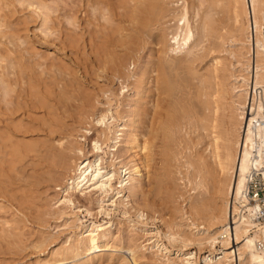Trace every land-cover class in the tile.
<instances>
[{
	"label": "bare ground",
	"instance_id": "1",
	"mask_svg": "<svg viewBox=\"0 0 264 264\" xmlns=\"http://www.w3.org/2000/svg\"><path fill=\"white\" fill-rule=\"evenodd\" d=\"M170 1L118 0L117 5L115 4L116 6H111L112 13H114V10L115 14L119 16L121 23L118 22V24L120 23V27L107 33L105 41H102L100 53L97 52V57L101 63L109 65L116 75H120L121 60L124 55L127 56L126 54H129L134 57L131 58L133 59L132 65L135 70L129 71L128 74H124L121 77L128 83L126 87L131 92L125 99L128 107H124L125 109L121 112L122 109L119 110L121 105H119L114 111L113 105L109 101L106 105L107 107L103 105L105 109L101 110L99 108L98 113H95L94 125L80 127L76 131L71 129L68 123V120L73 119L75 115L83 113V110L90 102L85 94H82L78 89L79 87L76 88L74 84L67 85L68 83H62L61 88H58L60 84L57 88L47 92V87L45 86L44 89L48 95L46 93L44 95L35 81L37 80L36 74V79H34V74L32 73L33 77L30 74L33 71L26 72L31 70L27 66V70L19 67L15 58L19 71H15L16 74L13 81L18 83L19 86L16 85V87L18 86L16 93H14L15 90H11V92L13 91L15 94L16 99L12 97L16 100L17 106L15 109H11V112L8 109L10 112L9 117L12 118L15 112L19 114L24 110L23 105L27 103L23 99L20 102L24 104H20L19 98H28L26 95L28 87L35 96L31 94V98L34 97L32 101L36 102V100H39L37 101L40 104L39 106L43 105V109L46 111L45 118L36 120L35 117L33 120L31 116L29 117L31 121L35 122L32 123L33 125L30 122L32 126L28 125L27 112L20 113L19 115L22 117L13 124H11L12 121L10 120H8V124H5L7 127L5 130L7 132L6 139L9 141L6 140V142L10 143L9 145L14 143L16 145V148L14 146L15 152L12 153L15 154L16 159L20 163H23L21 164L22 166L24 164L28 166H26L28 170L22 167L24 172L22 173V178V174L17 176L20 177L19 183L20 185L24 183L28 186L29 184H41L43 181L48 182L45 180L54 182L57 176L62 175L65 180L63 192L65 195L58 203L75 208L73 197L76 193H88L90 196L95 193L94 195H97L95 198L98 209L97 214L104 213L109 216L112 210L117 206L119 207L120 204L125 208H129L132 206L129 203L130 198L137 194H143L145 197L144 207L149 213L148 209H156V199H152V196L154 197L153 192L156 188L161 187L165 181H162V177L158 178L161 176L160 173V176L157 175L154 178V182L152 181V185L156 186V188L149 189V184L147 188L144 179L151 178L152 174L146 173L145 169H148L146 167L149 166V162L154 161L155 155L160 154L166 157L170 156V152H176L174 149L172 150L171 145L174 144V137L177 135L178 129L181 128V122L177 123V119L180 116L177 118L171 113L170 104L171 102L176 103L177 99L174 100L176 98L174 92L178 82L181 80L179 79L176 82L179 77L176 78L175 73L179 76V71L181 70L180 72L182 73L184 69L185 72H188L187 75H192L191 78L193 80V76L199 80V85L195 90L197 98L210 96L212 99L211 102L205 100L204 104L202 103L204 101L201 100L203 112H200L197 117L199 121L198 127L200 124V130H204L207 133L208 142L206 143V148L200 149L198 152H193L191 151L193 147L190 148L191 153L187 156H183V153L178 149L179 153H176L174 158L181 167H187V172L189 169L196 172L191 180L194 183V189L204 191L209 185H212L213 192L210 197L205 195V197L200 198V195L204 196L201 192L199 197L197 196L199 199L191 201L196 219L187 218V220L189 219L187 226L191 230H196L199 235L202 233V236L188 235L186 232L181 234L180 232L179 234L166 232L164 238L171 244H177L178 254L182 257H187L182 259L185 264H193L196 261V256H192V252L185 253L182 250L187 244L191 243H196L198 248L204 243L210 245V254L203 258L202 264H211L215 258H218L216 262H219V264H264V247L258 249L255 245L256 239L264 240V220H253L248 215L252 209L249 205L246 207L249 210L247 213L241 212L240 207L241 202L246 198L244 195L246 174L252 162L251 154L255 146V139L257 135L261 139L264 134V126L258 121L259 118L264 119V42L261 35V26L264 23V0H226L230 21L232 22L231 29L229 27L230 30L227 32L228 34L231 32L238 33L240 38H232L231 42L238 43L241 46V48L229 53L230 56L236 59L239 74L232 76L233 82L226 88L228 94H230L229 102L226 103L227 108L224 103L226 89L223 83L225 79L223 80L221 75L223 70L221 61L213 63V67L207 76L200 74L198 70L195 71L194 68V62L198 60L199 56L202 57L199 49H204L202 44H200L205 41L204 37L212 40L223 38L221 31L225 27L220 28L216 20L206 13V15L199 16L200 12H198L199 15H197V11L194 15H197L199 19L194 24L193 18L191 20L193 13L190 17V8L184 5L185 0L184 3L182 1L184 7L181 11L175 10L177 12L172 11V13L170 10H173L171 8L173 5L170 4V9ZM97 2L101 4V1ZM92 3L90 6L94 4ZM100 4L95 6L98 7ZM198 10L200 9L198 8ZM171 20L176 22L175 31L173 33V30L171 31L172 37L166 33L167 28L164 27L165 25L168 26ZM196 37L198 38L197 40L195 39ZM147 42L149 44L151 42V45L154 43L160 47L157 48V60L155 62L154 60H149L142 64L140 51L146 46ZM21 63L19 62L20 66H22ZM11 64H14V61ZM2 77L4 80L6 78L8 85L5 88H9L11 85H9L10 83L8 84L9 81L7 82L8 78L5 75H1ZM21 81L27 85H23L24 83H21ZM182 81L184 83L185 79L183 78ZM3 82L5 83V81ZM58 82L61 83L59 80L56 85L59 84ZM187 82L186 85H188ZM180 83L181 81L178 86H181L182 83ZM191 83L193 84L194 82L191 81ZM182 85L186 87L185 83ZM179 88L181 91V87ZM177 92L179 93V90ZM210 92L211 94H208ZM122 94H124V91ZM190 94L187 95L190 96ZM108 98L110 100V96ZM120 103L118 101V104ZM224 108L229 111L228 115L221 114ZM207 111L209 112L208 114L206 113ZM25 116L26 119L28 118L25 121L27 123L23 120ZM9 117L6 115L7 119ZM93 132L97 137L89 145L86 140ZM33 134H41V136L35 137L32 136ZM131 153L134 155L131 156L133 160L126 162V157ZM90 156H92L93 160H91ZM24 158L26 159L25 161ZM3 159L0 157L1 161ZM260 163V159H257L256 165ZM164 164L167 167L166 162ZM2 166H0V206L8 205V207H12L11 209L15 213H13L12 223L7 221L2 224L0 247L3 244L10 247L20 246L19 238L22 239L20 237L22 230L20 225L23 226L26 222L31 221L33 215L25 207L27 204L23 203L25 189L24 193L18 190L20 197H18V193L16 195L13 194L8 181L10 175H7L6 178ZM158 171L160 170L158 169ZM15 172L17 173V171ZM116 183L118 185H115ZM16 187L19 188V186ZM15 192L17 191L15 190ZM124 192L127 195H124ZM19 198L21 200H18ZM78 209L79 211L73 212V215H67L68 218L65 225L72 220V223L68 225L73 227L70 230L66 245L50 252L49 258L44 263L38 261V264H131V261L133 264L138 263V260H140L138 257L139 253L143 249L142 246L135 244L128 246L127 252L132 255L130 261L124 253H121L122 250L116 246L118 242L122 243L124 239L114 237L111 229L112 224L110 226H107L108 223L97 225L93 222L89 226L85 225L79 219L81 209ZM57 210L59 211L60 209ZM84 212L89 216L94 215L89 208H86ZM141 216H144V214L141 213ZM199 220L203 222L200 221V223ZM42 236L43 238L39 244L36 241V248L43 247L42 245L46 244L47 240L51 238V236ZM150 238L155 239L150 245L157 248V251L167 248L159 232L152 234ZM214 249H219L217 251L218 255L213 253Z\"/></svg>",
	"mask_w": 264,
	"mask_h": 264
},
{
	"label": "rangeland",
	"instance_id": "2",
	"mask_svg": "<svg viewBox=\"0 0 264 264\" xmlns=\"http://www.w3.org/2000/svg\"><path fill=\"white\" fill-rule=\"evenodd\" d=\"M89 1L0 0V136L2 137H0V140L2 139L0 141V154H2L0 155V157L3 159V156L5 155L3 159L5 163L0 160V166H2L3 164L2 168L4 169L3 171L6 174V178L7 175H10L8 181L9 185L11 186L10 190L11 192L13 191V194L16 195L19 191H23L21 193H24L25 189L23 203L28 205H25V207L28 208L27 210L33 215L31 221L26 222L23 226L20 225L22 228L20 232V237L22 239L19 238L20 246H11V248L10 246H6V244H3L2 247H0V264H38V261H42V263H44L45 260L49 258L50 252L62 248L66 245V241L71 232L70 230L73 227L72 225H68L72 223V220H70L68 224L65 225V222L68 218L67 215H73V212L79 211L78 208L81 209L79 213V219L83 221L85 225L89 226L93 222L97 225L108 223L107 226H110L112 224L111 229L114 237L121 238L122 240L124 239L122 243L118 242L116 246L119 247L118 249L122 250L121 253H124V255L128 257L130 261L132 259V255L127 252V249L130 244H135L140 247L142 246L143 248V252L141 251L139 253L138 257L140 258V260H138L137 264H185L184 262H182V259H185L187 257H182L180 256V254H178L177 244L174 245L169 243V241L164 238L165 233L169 232L172 234H179L180 232L181 234L186 232L188 235H194L197 237L202 236V233L199 235L196 230L192 229L194 230L192 231L187 226V221L190 218L196 219L194 210L191 205V201L197 199L201 192L204 194V196L200 195V198L205 197V195H207L206 197H210L212 196L211 193L213 191L212 185H209L208 188L204 191H202L201 189V191H199V189H194V183L191 180L195 176L196 172L190 169L187 172V167H181V165H179L174 158V155L176 153H179V150L181 153H183V156H187L189 153H191V151L198 152L200 151V149L203 150V148H206V143L208 142L207 133L204 130H200V124L198 127L199 121L197 120V117L200 112H203V107H201V100L204 101L202 102L204 104L207 100L211 102L212 99L210 98V96L207 98H197L195 90L199 85V80L195 76H193V80L191 78L192 75H187L188 72H185L184 69L182 70V73L180 72L181 70L179 71V76H177L176 73L175 75L176 78L179 77L176 82L181 79V83H185L186 87H184L181 83V86H178L180 81L178 82L176 90H179V93L181 95L175 90L174 94L176 98L174 100L177 99L176 103L171 102L170 104L171 113L174 114L177 118L178 116H180L178 119L176 118L177 123L179 124L181 122V128L178 129L176 133L177 135H175L174 137V144L171 145L172 150L174 149L176 152H170V156L168 155L166 157L160 154L155 155L154 161L149 162V166L146 167L148 169H145L146 173L152 174L150 176L152 179H144L147 188L148 184L150 187L149 189H152L153 187L156 188V186H153L152 183L154 182V178L157 177V175H161L158 178L162 177V181H165L164 183H162L161 187L156 188V190H154L153 192L154 197L152 196V199H156V209H148L150 211L149 213L144 207L145 197L143 196V194H137L136 196H132L133 198L131 197L129 200L130 205H132L131 207L125 208L122 204H120L119 207L117 206L115 209L112 210L109 216L105 215L104 213L97 214L98 209L95 203V198L97 195H94L95 193H92V196H90V194L88 195V193H76V195L73 197L75 208L71 207L70 205H60L58 203V201L63 199V195H65L63 194L65 180L63 179L62 175L57 176L54 179V182H52V180H50V182L49 180H45L48 182L43 181L41 184H29L28 186L24 183L22 185H20L19 183L20 177L17 176H20V174L24 173L23 168H26L28 170V166L26 164H24L25 167L24 165L22 166L21 164L23 163H20L16 159L17 157L15 156V154L12 153L15 152L14 146L16 148V145H14L15 143L12 145H9L10 143L8 144L9 141L6 139L7 132H5L7 127L5 124L9 123L8 120L12 121L11 124L18 121L22 117H20L19 115L22 112H27L28 118L31 116V119L33 120L35 119V117L36 120L42 119L43 117L45 118L46 115V111L45 109H43V105L39 106L40 104L37 102L39 100H36L37 103L32 101L35 96L32 94L33 91L31 92L28 87L26 94L28 100L25 97L19 98L20 104L23 103L20 102V100L22 101L23 99H25L26 103L28 104V106L27 104H22L24 106V108L23 106L22 108L26 110H22L19 114L15 112V115L13 114L12 118L9 117V113L13 110V108L15 109V107L17 106L16 100H14L16 99L14 93H16V88L19 86V84L14 82L13 80L14 75L16 74L15 71H17L19 67H23L24 70H27V68L31 69L29 71L27 70L26 72L33 71L30 74L31 76L34 74V77L32 76L34 79H36V74L37 80L40 81H35L38 83L44 95L45 93L47 94L48 90L50 91L53 88H57L60 84L61 85L58 88H61L64 83H68L67 85L74 84L76 88L79 87L78 89L81 91L82 94H85V96L87 97V99H89L90 102L88 103L87 107L83 110V113H81L80 115H75L73 119L68 120V123L71 126L70 128L73 130L77 131L80 129V127H86L88 125L90 126L91 124L94 125V119L96 115L95 113H98L100 109H105L104 106L107 107L106 105L109 101L112 103L114 111L119 105H121L119 108V110L122 109L121 112L126 107H128V104L126 103L127 100L125 99H127L131 92L130 89L126 87L128 83L125 81V79L121 77L124 76V74H128L129 71L135 70L133 69L134 66L132 65V58L134 57L129 54H126L127 56L124 55L122 59L123 61L121 60L122 66H120V75H116L109 65L101 63L97 57V52L100 53L101 46L106 39L105 36L107 35V33H110L111 30H117L116 28L120 27L121 22L119 21V16L115 14L114 10V13H112L111 10V6H116L118 0H97L101 1V4L103 3L102 5L100 4V2L91 0L94 3L93 4L90 1L93 4V7L90 6L91 3ZM171 1L169 2V8L170 4L173 5L171 7L173 10H170L171 8L169 9L171 13L172 11L177 12L175 10H178L179 12L184 7V5H187V7L190 8V17L192 13L194 15L196 11L197 15H199L198 12H200L199 16L204 15L206 13L207 15L212 16L216 20V23L220 28H226V30L225 28H223L221 31V34L224 36L223 38H217L216 40H212L211 38H209L211 41L210 42L208 38L206 39L204 37L205 41L200 43L202 44L204 49H199V53L202 57L199 56L197 61V58L195 59L196 62H194V68L195 71L198 70L200 74L207 76L208 72L211 71L213 67V63L215 61H221V68L223 69L221 75L223 77V80L225 79L223 83L225 84V89L228 88L233 82L232 76L239 74L236 59L230 56L229 53L241 48V46L238 45V43L231 42L232 38L239 39V34L232 32L228 34L227 32L231 29L232 25V22L230 21L229 17L230 15L228 12L227 1L185 0V3L184 0ZM182 1L184 5L182 4ZM97 3L101 6H95L98 5ZM198 8L200 10H198ZM193 15L191 17V20L193 18L195 24L199 17L197 15ZM172 21L173 20H171V23L168 24V26L171 24L170 26L172 28L170 26L168 27L167 25L164 26L167 28L166 33L170 34V36L175 31L174 26H176V22ZM118 22L120 23L118 24ZM171 37L169 38L171 39ZM195 39L197 40L198 38L196 37ZM159 47L160 46H157L154 43H152L151 45V42L150 44L149 42H147L146 46L143 47V49L140 51V61L142 62V64L149 60H154L155 62L157 60L156 51ZM15 58L17 59V64L19 67H17V64L15 63ZM13 61L14 64H11L13 63ZM19 62H22V66L19 65ZM1 75H5L8 78L7 82L9 81L8 84L10 83L9 85H11V88H5L6 86L8 87L6 83V78L4 77V80L3 77L1 78ZM182 76L185 79L184 83L182 81L183 78H181ZM64 79L65 81H63ZM10 80L11 82H13L11 83ZM55 80H60L61 83L58 82L59 84L57 83L58 85H56L57 81L55 82ZM190 80L194 83L192 84ZM3 81H5L6 84ZM22 81L21 83H24ZM186 82L188 83V85H186ZM190 83L193 85L194 88ZM25 84L26 83H24L23 85ZM16 85L18 86L16 87ZM52 85L53 87L51 88ZM45 86L47 87V92H45ZM179 87H181V91ZM11 90H15L14 93L13 91L11 92ZM123 91L124 94H122ZM7 93L10 94L8 95ZM186 93L191 94L190 96H188ZM31 94L34 96H32L33 98H31ZM208 94H211V92ZM226 94L224 103L225 107L227 108L226 103H228L230 99V94H228L227 89ZM193 95H195V98L193 97ZM12 96L14 97V99ZM109 96L110 100L109 98L107 99V97ZM179 97L182 98L180 99ZM187 97H189L188 100ZM115 98L119 99L115 100ZM182 99L184 102L182 101ZM118 101L119 103H121L118 104ZM13 102L15 103L13 104ZM8 109L9 111L11 109L12 110L9 112ZM183 110L185 113L183 112ZM224 110H222L221 114L228 115L229 111L225 108ZM192 113L194 114V116ZM206 113L208 114L209 112L207 111ZM6 115L7 117H9V119L6 118ZM28 118L26 119V116L23 117L24 122L27 121ZM31 119L29 118V120L27 121L29 126H32V123H35L33 120L31 121ZM30 122L32 125L30 124ZM182 127L183 131L181 132ZM32 136L40 137L41 134H33ZM96 137L97 135L93 132L89 135V140L87 139L86 142L91 145V141L94 140ZM6 140L8 142H6ZM6 144L7 146H5ZM187 148L189 151L187 150ZM190 148H192L191 151ZM132 154L133 153L129 154L126 157V162L133 160L131 156L134 155ZM13 157L15 158V160ZM91 157L92 156H90V158ZM26 159L24 158V161ZM91 160H93V158H91ZM165 162L167 164V167L164 164ZM158 169L160 171H158ZM14 170L17 171V173ZM19 171L21 172L19 173V175H17ZM12 172L13 174H11ZM22 176L23 174L21 175V178ZM15 185L19 186V188H17ZM115 185L118 184L116 183ZM15 190L17 192H15ZM123 194L127 195L126 192H124ZM18 195V197L21 196L20 193H18ZM17 198H15V200H17ZM18 200L21 199L19 198ZM106 200H108V198H106ZM11 208L10 206L8 207V205H3L2 207L0 206V230L3 226L2 224L6 223L7 221H9V223H12V217H14L13 213L15 212ZM86 208H89L94 215H87L84 212ZM57 209L60 210L58 211ZM138 212L143 213L144 216H141V213L139 214ZM192 213L194 214V216ZM187 218L189 219L187 220ZM200 221L203 222L202 220H199V222ZM157 232H159L164 245L167 247L166 249H162L163 251L159 250L162 252L157 251V248H154L152 247V245H150L155 240L154 238L152 239L150 237H152V234H155ZM42 235H44V237L51 236V238L47 240L46 244L42 245L43 247L40 246V248H36V245L39 244V242L43 238ZM195 244L196 243L187 244L188 246H185L187 248L184 247L182 250H184L185 253L192 252V256H196V261L193 264H202L203 258L210 254V245H208V243H204L199 246L200 248H198V245ZM217 251H219V249H214L213 253L218 255ZM214 260L212 261V263H210L219 264V262H216L218 258H215ZM130 263L133 264L132 261Z\"/></svg>",
	"mask_w": 264,
	"mask_h": 264
},
{
	"label": "built area",
	"instance_id": "3",
	"mask_svg": "<svg viewBox=\"0 0 264 264\" xmlns=\"http://www.w3.org/2000/svg\"><path fill=\"white\" fill-rule=\"evenodd\" d=\"M261 35L264 42V23L261 26ZM264 126V119L258 120ZM256 136L255 146L252 149L250 168L247 172L246 187L244 188L245 200L241 202V212L247 213V205L251 207V212L248 214L253 220H264V134L259 139ZM262 141V142H261ZM261 147V149H260ZM260 159L261 163L256 165V160ZM255 245L258 249L264 247V240L256 239Z\"/></svg>",
	"mask_w": 264,
	"mask_h": 264
}]
</instances>
